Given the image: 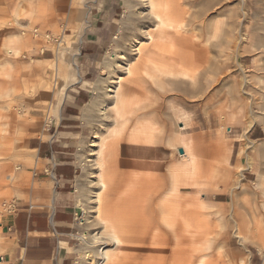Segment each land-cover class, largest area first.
<instances>
[{"label":"rangeland","instance_id":"obj_1","mask_svg":"<svg viewBox=\"0 0 264 264\" xmlns=\"http://www.w3.org/2000/svg\"><path fill=\"white\" fill-rule=\"evenodd\" d=\"M166 1L185 16L147 43L142 30L152 31V20L125 0H0V262L9 242L2 224L14 215L3 204L18 202L42 166L30 140L61 116L58 96L81 84L92 96L74 128L82 131L76 191L83 210L75 264H98L104 242L103 264H264V132L250 136L255 126L264 130V0ZM98 17L109 19L111 32L84 78L81 45ZM202 54L210 68L206 61L183 67L181 88L160 75L185 57L198 64ZM121 76L122 117L107 108ZM203 82L208 87L193 94ZM30 164L34 172L25 170ZM100 175L106 187L96 216Z\"/></svg>","mask_w":264,"mask_h":264},{"label":"crops","instance_id":"obj_2","mask_svg":"<svg viewBox=\"0 0 264 264\" xmlns=\"http://www.w3.org/2000/svg\"><path fill=\"white\" fill-rule=\"evenodd\" d=\"M111 25L109 26V19L102 17L91 22V32L89 31L87 39H84L80 52L81 59L85 58L82 59L85 67L84 78L106 44ZM17 41L19 42L20 38ZM208 59V66H204L210 68L211 59L210 57ZM75 77L81 79L79 71ZM86 82L88 85L91 83ZM89 89V86L83 88L78 84L70 88L66 95L63 94V97L58 96L61 116L59 119L53 118L46 132L42 131L39 136L31 138L29 146L39 159L37 163H41L42 166L40 170H36L37 175L33 177L30 188L21 189L20 197L17 199L18 212L3 221L2 227L6 229V239L9 242L0 264H75L74 239L80 238V235H75L77 224L75 212L79 210L76 189L80 175L76 143L80 140L79 135L82 131L74 128L80 127L83 123L79 118L80 109L86 106L92 96ZM263 132V128L255 126L250 131V136L260 138ZM31 166V164L26 166L25 170L34 172L36 166L32 168ZM47 167L52 169V175L44 172V168ZM190 216L187 218L188 221L193 220L192 214ZM78 220L82 223L81 218ZM149 223L150 226L153 225L152 221ZM175 233L178 234L176 231ZM192 257L182 259L185 258V262H192L194 261Z\"/></svg>","mask_w":264,"mask_h":264},{"label":"bare ground","instance_id":"obj_3","mask_svg":"<svg viewBox=\"0 0 264 264\" xmlns=\"http://www.w3.org/2000/svg\"><path fill=\"white\" fill-rule=\"evenodd\" d=\"M125 6L126 8L128 9H133L134 7L138 6L137 7V13L140 15V17H145V18H148L150 20H152V31L149 29V30H142V32L145 34L144 38L146 40H149L147 43H152L154 42V40L158 37L162 38V36L164 35H168L169 33H172L173 32V29L175 27V23L178 22V17L181 15L179 14L180 11H177V9H168L169 8V3L168 1H164V0H140V4L137 5V2L136 0H125ZM135 12V11H134ZM188 12V11H187ZM191 13V12H190ZM193 13V12H192ZM190 14L188 17L190 18L191 16L192 17H195V13L193 14ZM130 15V14H128ZM185 16V14H184ZM182 16V17H184ZM181 17V16H180ZM181 17V18H182ZM129 18V16H128ZM131 19V18H129ZM187 19V18H186ZM191 19V18H190ZM192 19H195V18H192ZM133 20V19H132ZM15 21L18 23V20L15 18ZM130 21V20H129ZM193 21V20H192ZM132 22V21H131ZM190 22V21H189ZM188 22V23H189ZM145 23V22H144ZM183 23V22H182ZM20 24V23H19ZM143 24V23H142ZM150 24V23H148ZM147 24V26H148ZM145 25V24H144ZM150 26V25H149ZM143 27V26H142ZM146 27V26H145ZM139 28H141L139 26ZM150 28V27H149ZM36 29V28H34ZM147 29V28H146ZM140 30V29H139ZM137 31V30H136ZM33 32V30H32ZM24 33V32H23ZM35 36V35H34ZM15 39V40H14ZM14 39L12 40V44H16L19 39L18 36L14 37ZM165 39V38H163ZM227 39V38H226ZM136 40V39H135ZM142 40V39H141ZM141 40L139 42V44L141 43ZM159 40V39H158ZM157 40V41H158ZM139 41V40H138ZM145 43V42H144ZM155 43V42H154ZM161 44V42H159ZM138 44V43H137ZM221 45V44H220ZM173 46V45H171ZM159 49V48H158ZM176 50L178 48H175ZM15 50V48L13 49ZM139 50V49H137ZM171 50V49H170ZM17 52V50H16ZM140 52V51H138ZM158 52V51H157ZM139 54V53H138ZM141 55V54H140ZM146 55V54H145ZM162 55V54H161ZM203 55V54H202ZM163 56V55H162ZM153 58V57H152ZM198 59H199V62H198ZM224 60L226 59V57L223 58ZM118 60V59H117ZM202 60V61H201ZM223 60V61H224ZM33 61V60H32ZM135 61V59H134ZM141 61V60H140ZM166 61H169V60H166ZM172 61V60H170ZM183 63H185L186 65H184L183 63L178 64L176 63L177 61H175L174 64H172L170 67H168L167 69H162L159 70L160 72V75L163 77V80L165 79L166 81H171L169 84L170 85H176L178 86L175 87L176 89H179L181 88L180 86L182 85V80H179V71H181V69H184L186 68V66H189V65H194L195 67H200L201 65V62H205L208 63L209 59L208 57L205 58V54L201 57L200 55L196 56V61L198 62L195 63L194 61H192V59L188 58V57H185L183 58ZM156 62V61H155ZM117 63V62H116ZM141 63V62H140ZM161 63V62H159ZM224 63V62H223ZM120 64V63H119ZM132 64V62H131ZM162 64V63H161ZM126 65V64H125ZM160 67V66H159ZM184 67V68H183ZM157 68V67H156ZM164 68V67H163ZM160 69V68H159ZM207 70L205 69L204 67V71ZM131 68L130 66H124V74H130L131 73ZM197 71V70H196ZM200 71V70H199ZM203 71V72H204ZM209 72V70L207 71ZM195 73V71H194ZM205 73V72H204ZM156 75V74H155ZM191 77L190 79L194 82V85H196V82L197 81H194L192 78V74H190ZM195 75V74H194ZM200 75V73H199ZM127 76V75H126ZM186 76V75H185ZM195 77V76H194ZM123 77L121 76L120 79L115 83L113 84L110 88H109V91H110V94L111 95V101H109L107 103V108L109 109L112 108L113 110H115L117 112V114H119V116H124L126 115V112L124 113L123 110L125 109L126 107V104H125V101L122 97V93L120 92V89H121V79ZM159 79V77H158ZM206 81H207V78H206ZM146 82V81H144ZM184 82V81H183ZM157 83V82H156ZM165 84H167L165 82ZM149 84L146 82L145 83V88L148 90ZM201 86V88H200ZM200 86H197V88L195 90H193V94L196 93L198 90L202 89V87L206 88L208 87V85L206 84V82H203L202 85ZM153 88V87H152ZM149 91V90H148ZM137 92L139 93V96L135 97V100H137L138 102H142V100H145L146 99V95L143 92L142 89H137ZM93 94H95V91L93 92ZM224 94V93H223ZM156 96H160V94H156ZM180 101H182V98L180 99H175V104H179L181 103ZM147 107V106H146ZM107 108H105L107 110ZM154 115V113H153ZM185 136V135H184ZM182 137V136H181ZM186 137V136H185ZM182 142V141H181ZM188 149V148H187ZM185 151V150H184ZM188 152V151H187ZM99 153V152H98ZM186 154H189V153H186ZM192 154V153H191ZM97 166L100 168V174H101V168H102V162H96ZM46 169V168H45ZM44 169V170H45ZM98 184L100 185L99 186V189L96 191L95 195H94V210H93V213L96 214V216L99 215V212H100V204H101V199H100V193L101 191H103L106 187V183L104 182V179L102 177V175H100L98 177ZM189 215L192 214V212H188ZM177 232V231H176ZM83 239L87 240V244L90 245L92 244L90 240L87 239V237H83ZM112 239H114V241H116V243L118 244L119 241H120V237L116 234V233H113L112 234ZM104 244V246L102 248L99 249V261H98V264H103L105 261H107L109 259V254L107 253V251L105 250V247H107V242H104L102 243ZM193 258V257H192ZM192 260V259H191Z\"/></svg>","mask_w":264,"mask_h":264},{"label":"built area","instance_id":"obj_4","mask_svg":"<svg viewBox=\"0 0 264 264\" xmlns=\"http://www.w3.org/2000/svg\"><path fill=\"white\" fill-rule=\"evenodd\" d=\"M35 36H38L39 35V32H38V28L36 29H33V32H32ZM46 38L48 41L52 40L53 39L50 37V35H46ZM45 53V48L44 49H40L39 50V54L43 55ZM25 57H27L25 55ZM44 172L47 174V175H52L53 174V171L50 167H47ZM37 175V171L34 172V176ZM5 206V208L9 211V212H12L13 214H16L19 210V206L17 204L16 201H11V202H4L3 204ZM78 211L75 212V217L76 219L78 220L79 218H81L82 214H83V210L81 209L80 206H78Z\"/></svg>","mask_w":264,"mask_h":264},{"label":"water","instance_id":"obj_5","mask_svg":"<svg viewBox=\"0 0 264 264\" xmlns=\"http://www.w3.org/2000/svg\"><path fill=\"white\" fill-rule=\"evenodd\" d=\"M180 152L182 153V152H184V150L181 148V149H180Z\"/></svg>","mask_w":264,"mask_h":264}]
</instances>
